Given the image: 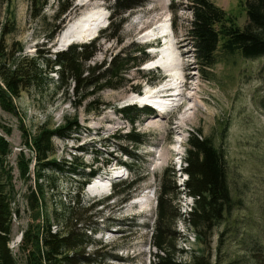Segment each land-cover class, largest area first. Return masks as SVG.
Segmentation results:
<instances>
[{
    "label": "rangeland",
    "instance_id": "rangeland-1",
    "mask_svg": "<svg viewBox=\"0 0 264 264\" xmlns=\"http://www.w3.org/2000/svg\"><path fill=\"white\" fill-rule=\"evenodd\" d=\"M69 1L67 12L58 19H52L57 6L55 0H50L43 12L46 21L45 17L33 19L30 16L28 0H12L8 5L0 6V38L4 27L11 30L4 35L5 43L8 45L14 43L15 48L22 46L21 52L28 55H34L37 49L53 53L65 50L72 43L88 42L93 37L76 39L64 48L58 49L56 39L81 17L99 18L107 25L113 2ZM137 1L142 4L124 14L126 19L119 34L120 39L116 41L101 36L88 64L92 66L103 60L108 61L110 54L123 49L130 50L133 43L143 44L147 37L153 35L152 33L159 36L161 35L159 31L164 29L168 31L170 26L175 42L172 43L170 37L167 39L170 44L163 50L165 55L162 54V61H159L164 62L167 54L169 59L177 61L176 68L170 67L173 75L165 83L178 85L181 82L180 78H184L186 82L183 93L187 94V97L182 98L183 107L180 110L176 108L171 113L168 111L173 108H164L168 109L165 113L141 114L136 123L138 131L145 136L141 145L135 146L127 141L120 142L114 139V134L125 132L131 126L116 110L124 105L134 104L132 98L140 96L144 88L151 87L145 79L163 73L160 68L148 70L144 65H140L127 71L126 77L130 82L125 86L119 89L104 88L97 93L96 96L106 103L99 113L87 114L83 109V106L92 100L91 97L77 109L73 107L71 102L73 98L69 94L72 85L64 97V94L54 93L51 83L41 84L40 89L30 94L22 92L20 97L15 99L20 118L0 108V126L11 130L7 135L0 127V132L11 144L12 151L6 161L12 166V182L17 191L15 202L21 216L14 218L11 250L18 253L17 239L20 230L26 225L28 216L24 194L27 186L33 184L34 178L32 171L34 158L30 166L31 179L28 183H25L18 174L17 154L20 149H23L28 157L34 155L24 147L22 130L24 128L34 133L41 124L56 126L62 124L66 117L76 115L81 124L80 131L66 138H53L54 157L60 161L80 164L82 162L85 164V171L91 166H101L98 173L87 181L84 187L83 195L86 200H103L114 191L113 184L133 177L132 171L128 168L124 170L123 167H117V164H121L119 160L134 164V170L144 178L125 202L120 203V197H114L93 210L99 225L95 232L88 233L96 245L89 244L86 250L89 253L98 251L100 254H107L102 264H153V255L157 250L152 246V231L155 227L159 177L172 166L175 170L176 184L182 185L185 176L177 170L178 156H184L189 134L197 129L201 130L202 136L210 135L223 151L231 204L224 217L213 224L211 230L200 240L181 218L175 223L174 230L181 234L177 240V247L184 250L180 252L179 260L189 261L193 254H204L211 264H264V55L246 58L238 52L225 54L218 51L215 64L204 70L196 61L192 44L186 35L187 25L192 16V0ZM210 1L231 13L240 27L248 23L245 10L248 0ZM150 19L155 21L146 24ZM105 25L96 36L99 37ZM52 30L55 32L54 37L47 41V35ZM146 31L148 33L145 35ZM173 66L175 67V62ZM184 73L190 77H184ZM50 75L53 76V80L56 79L55 73ZM130 85H139V90L132 91ZM181 86L180 84L179 88ZM192 94L198 96L195 108H192L196 102L190 98ZM148 97L154 103H158L155 100L157 98H152L157 97L155 94ZM165 101L167 102L166 99ZM159 114L165 116L164 122L159 120L151 124L149 119ZM188 115H191V119L182 122V118ZM109 142L125 144L138 155V158L133 159L121 153L115 145L110 144L107 147L106 143ZM80 147L82 149H79ZM161 152L165 153V157ZM102 160H110V163L102 166ZM108 174H117L111 182L110 190L101 188L99 191H88L97 177L103 178ZM54 176L56 187L48 191V206L57 205L60 197L66 202L70 201L81 180L79 176L73 177L66 173ZM144 187L147 189H143ZM118 189L119 187L116 188ZM141 193H146L152 198L151 211L128 208L129 201ZM177 203L178 210L185 215L193 201L188 195L181 194ZM52 229L57 228L53 225Z\"/></svg>",
    "mask_w": 264,
    "mask_h": 264
},
{
    "label": "trees",
    "instance_id": "trees-1",
    "mask_svg": "<svg viewBox=\"0 0 264 264\" xmlns=\"http://www.w3.org/2000/svg\"><path fill=\"white\" fill-rule=\"evenodd\" d=\"M12 0H0V6L8 5ZM50 0H28L30 16L40 19ZM56 12L52 19L64 15L70 6L69 0H55ZM109 21L100 35L88 42L72 43L65 50L45 52L37 49L34 55L22 53V46L14 47L4 41V35L11 30L5 27L0 38V108L20 118L16 110L15 99L22 92L31 93L40 89L43 83L52 84L54 93L68 94L73 98L75 109L86 99L92 98L83 109L87 114L99 113L106 103L96 95L104 88L119 89L130 80L128 70L138 68L148 56L142 44H131L130 50L123 49L110 54L109 60L90 65L88 61L96 51L101 36L118 41L124 14L142 3L137 0H112ZM191 20L187 25L186 35L192 44L196 61L204 70L215 64L218 51L225 54L240 53L246 58L264 55V0H248L246 15L248 23L240 27L231 13L219 8L210 0H192ZM46 18V17H45ZM47 18L45 19V21ZM44 21V22H45ZM54 31L47 35V41L54 37ZM19 52V53H18ZM18 53V54H17ZM50 73L56 74V79ZM206 73V72H205ZM143 75V74H142ZM154 75L150 76L153 79ZM139 90V85H130ZM129 121L130 128L114 134L117 141L138 146L145 136L137 129L141 114H150V107H138L135 104L124 105L116 110ZM3 133L9 134L10 128L0 126ZM23 128V126H21ZM225 128V127H224ZM81 129L78 116L66 117L62 124L49 126L41 124L34 133L23 128L24 147L34 153L28 157L23 149L17 154V170L25 183L31 179L33 161V184L28 185L24 194L26 225L18 243V253H13L10 242L13 236L14 218H20V209L15 202L17 191L12 182V166L6 158L11 153V144L0 132V264H102L105 253H89L86 247L96 245L91 234L98 228L93 210L105 201L120 197L125 202L144 179L135 171L134 164L118 161L132 171L133 177L113 184V192L103 200H86L83 195L85 185L101 169L69 161H60L55 156L53 138H66ZM115 145L121 153L137 159L133 151L118 142ZM79 149H82L80 147ZM76 158V156H74ZM97 159V158H95ZM184 166L182 171L187 179L182 185L175 181V170L171 166L159 177V189L156 199L155 227L152 231V246L156 248L153 264H211L204 254L190 256L189 261L179 260L184 251L177 247L181 234L174 230L175 223L181 220L200 240L205 237L216 222H219L231 204L227 182L226 164L222 149L216 145L210 135L202 136L201 130L189 134L185 146ZM98 162V160H96ZM110 160H102V166ZM136 172V173H135ZM79 176L77 190L66 202L59 198L54 206H48V191L55 185L54 174ZM88 181V182H87ZM119 187L118 190L116 188ZM182 187V188H181ZM181 194L192 197V206L184 215L178 210ZM17 205V207H15ZM56 226V230L52 226ZM88 231L91 233L89 234Z\"/></svg>",
    "mask_w": 264,
    "mask_h": 264
},
{
    "label": "bare ground",
    "instance_id": "bare-ground-1",
    "mask_svg": "<svg viewBox=\"0 0 264 264\" xmlns=\"http://www.w3.org/2000/svg\"><path fill=\"white\" fill-rule=\"evenodd\" d=\"M95 18V17H94ZM92 17H81L79 19H77L76 21H74L71 25L72 26H68V29L64 30L62 32V34L59 35V37L56 39V43H57V48L58 49H62L64 48L66 45L70 44L71 42L75 41L76 39H81L83 37H95L96 34L99 32L100 28L103 27V23L104 20H100L99 18L94 19ZM99 19V20H98ZM155 19H150L149 21L146 22V24H150L152 22H154ZM164 29V28H163ZM165 30V29H164ZM164 30L159 31L162 37L163 34H165ZM157 31V28H156ZM166 31V30H165ZM154 35H156L157 33H152ZM158 35V34H157ZM151 37V35H150ZM149 37L146 38V40H148ZM145 40V41H146ZM156 40H158V38H156ZM171 51V50H170ZM164 53V51L162 50V54ZM167 59H165L164 62H161L162 59H158V61L152 62V67H155L156 64L168 69V67H173L176 68L177 67V61L176 60H171L169 59V55L167 54ZM172 58V55H171ZM161 60V61H159ZM175 62V67L173 66V62ZM172 65V66H171ZM185 65V64H184ZM183 65V66H184ZM149 66V65H148ZM146 66V67H148ZM157 67V66H156ZM182 71H184V68L181 66ZM181 71V73L183 74V72ZM184 77H190L187 73H184L183 75ZM186 82V81H185ZM187 85V84H186ZM180 84L175 85L171 82H167L165 83V85L163 86L164 88H162L161 92L166 95L167 97H169L172 102H169V98H163L162 100L159 99L158 97H152V98H157L155 99L158 103H154L153 101H151L149 99L148 96H144L143 98H141V96L138 97H134L132 98V102H140L142 103L144 100L150 101L151 102V106L155 109H161V108H175V105H178L179 102L182 101L183 97H187L185 95V93H183L181 95L176 94V90H180L181 88H179ZM173 93H169V91H173ZM185 95V96H184ZM140 97V98H139ZM190 98L193 99V101L195 100L196 102L193 103L192 108H195L197 106V100H198V96L196 94H192L190 96ZM165 99L167 100V102L169 103H165ZM176 100V101H173ZM183 102V101H182ZM191 108V109H192ZM168 110V109H167ZM191 119V115H188L186 118H182V122H186L187 120ZM164 122L165 120V116L164 115H155L152 116L149 119V122L152 124L153 122H158V121ZM161 155L165 157V153L161 152ZM117 177V174H108L107 176L103 177V178H99L97 177V179L95 180V182L88 188L89 192H94V191H99L101 188L102 189H106V191H108V189L110 190V185L111 182L114 180V178ZM104 191V190H103ZM151 200L152 198H150L146 193H141L135 197H133L129 203H128V208H139L141 209H147L148 211H151L153 209V207L151 206ZM18 239H17V244H18Z\"/></svg>",
    "mask_w": 264,
    "mask_h": 264
},
{
    "label": "water",
    "instance_id": "water-1",
    "mask_svg": "<svg viewBox=\"0 0 264 264\" xmlns=\"http://www.w3.org/2000/svg\"><path fill=\"white\" fill-rule=\"evenodd\" d=\"M21 236H22V232H20V234H19V237H18V242L20 241V239H21Z\"/></svg>",
    "mask_w": 264,
    "mask_h": 264
},
{
    "label": "built area",
    "instance_id": "built-area-1",
    "mask_svg": "<svg viewBox=\"0 0 264 264\" xmlns=\"http://www.w3.org/2000/svg\"><path fill=\"white\" fill-rule=\"evenodd\" d=\"M31 153H32V151H31Z\"/></svg>",
    "mask_w": 264,
    "mask_h": 264
}]
</instances>
